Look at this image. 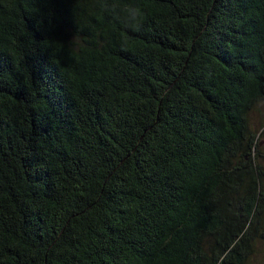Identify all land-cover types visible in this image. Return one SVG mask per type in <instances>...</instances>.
<instances>
[{
    "label": "trees",
    "instance_id": "1",
    "mask_svg": "<svg viewBox=\"0 0 264 264\" xmlns=\"http://www.w3.org/2000/svg\"><path fill=\"white\" fill-rule=\"evenodd\" d=\"M263 103L264 0H0V264H249Z\"/></svg>",
    "mask_w": 264,
    "mask_h": 264
},
{
    "label": "rangeland",
    "instance_id": "2",
    "mask_svg": "<svg viewBox=\"0 0 264 264\" xmlns=\"http://www.w3.org/2000/svg\"><path fill=\"white\" fill-rule=\"evenodd\" d=\"M252 128L258 134L260 149L264 153V103L259 105L250 115ZM249 264H264V240L255 245L254 254Z\"/></svg>",
    "mask_w": 264,
    "mask_h": 264
}]
</instances>
